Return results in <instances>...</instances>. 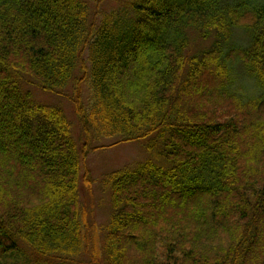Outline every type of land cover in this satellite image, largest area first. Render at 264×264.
<instances>
[{"label": "trees", "instance_id": "16d2710c", "mask_svg": "<svg viewBox=\"0 0 264 264\" xmlns=\"http://www.w3.org/2000/svg\"><path fill=\"white\" fill-rule=\"evenodd\" d=\"M90 1L0 0V264L27 248L53 264H264V0ZM232 26L249 43L223 50ZM189 27L212 47L188 55ZM239 60L254 97L232 88ZM20 73L55 94L74 79V118ZM152 137L169 165L105 174L112 212L84 249L86 154Z\"/></svg>", "mask_w": 264, "mask_h": 264}, {"label": "rangeland", "instance_id": "374dc122", "mask_svg": "<svg viewBox=\"0 0 264 264\" xmlns=\"http://www.w3.org/2000/svg\"><path fill=\"white\" fill-rule=\"evenodd\" d=\"M89 3L91 13H93L96 8L95 3L90 0ZM118 4L119 3L115 0H103L101 3L99 2L98 9L101 11L108 10L110 8H116ZM94 17L96 18L98 15H94ZM187 32L190 41L186 53L190 56L198 54V52L206 48H211L214 40H216L214 34L209 35L207 38H202L199 31L193 27H189ZM249 38V33L246 28L232 26L230 39L227 41L223 40L221 46L223 50H226L229 46H245L249 43ZM82 59L87 65L86 53L83 54ZM74 74L81 76V71L76 69ZM231 74L232 88L240 95L244 97H254L260 93L255 81L246 73L240 60L232 65ZM19 80L21 89L23 91H30L36 102L60 105V107L65 108V113L66 115L68 114L67 117L74 118L72 104L70 102V97H73L75 94L74 79H71L63 89V94H55L42 90L33 78L23 73L19 74ZM84 95H87V91ZM74 135L77 139L81 140L75 124ZM8 136L10 137L11 134L9 133ZM116 139L118 138L116 137ZM116 139L111 138L101 140L100 142H94L91 144V147L99 146L102 143H110ZM150 140L155 141V137L148 140L147 138H142L131 141H121L109 146L90 150L86 154L84 164L87 173L91 177V183L89 186H86L85 183H81L79 188V207L80 210L82 209L85 213L82 219V227L86 240L85 247L87 246L88 240L90 241L89 247L94 245L95 240L98 246L102 244L105 235V226L112 212L110 190L102 184V179L105 174L125 166L134 167L136 164L149 159L163 166L169 165L170 162L161 153L160 143L154 142L152 148L147 147L146 143ZM84 170L85 169H83V172ZM84 249H87V247ZM22 251L23 252L18 253V262L8 261L5 264H53L48 261L50 259L36 253L33 249L27 248L22 249ZM88 259L87 253L81 252V254L76 256L74 262L67 261L64 264H89Z\"/></svg>", "mask_w": 264, "mask_h": 264}]
</instances>
